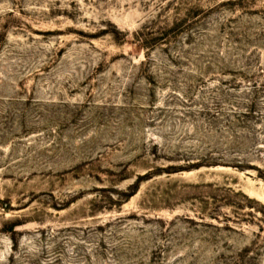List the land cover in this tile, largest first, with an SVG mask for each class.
Wrapping results in <instances>:
<instances>
[{
	"label": "rangeland",
	"instance_id": "1",
	"mask_svg": "<svg viewBox=\"0 0 264 264\" xmlns=\"http://www.w3.org/2000/svg\"><path fill=\"white\" fill-rule=\"evenodd\" d=\"M0 264H264V0H0Z\"/></svg>",
	"mask_w": 264,
	"mask_h": 264
}]
</instances>
